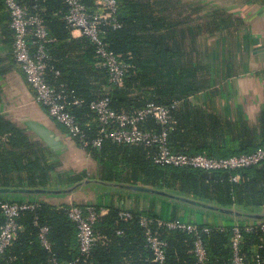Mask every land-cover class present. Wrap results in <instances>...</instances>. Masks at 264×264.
<instances>
[{
  "label": "trees",
  "instance_id": "obj_1",
  "mask_svg": "<svg viewBox=\"0 0 264 264\" xmlns=\"http://www.w3.org/2000/svg\"><path fill=\"white\" fill-rule=\"evenodd\" d=\"M83 1L91 9L95 7L94 0ZM118 1L122 25L119 28L108 27L107 37L112 49L133 64L122 85L112 84L107 70L94 64L95 47L87 37L71 36L63 18L66 6L62 0H43L42 3L53 38L49 44L50 63L61 72L56 76L50 71L48 77L58 88H65L86 101L72 105L71 110L87 132L85 150L99 163V175L88 178L167 189L201 201L243 209V213L264 211V160L238 170L208 171L158 165L153 161L155 147L119 144L108 138L103 140L101 147L91 144L98 133V122L89 101L109 95L115 109L133 111L150 101L170 104L191 92L206 89L210 86L211 71L202 60L203 53L197 50L201 34L207 32L223 37L244 24L242 18L211 4L182 5L179 0L171 5L159 0L155 2L157 4L153 0ZM157 5L161 8L158 9ZM10 21L4 0H0V25L8 41H12L13 36ZM206 107L185 100L182 107L174 111L169 127V145L173 150L227 157L264 146V110L253 123L248 118L231 119L218 110H212L210 103ZM149 123L157 130L162 128L153 118ZM75 140L83 146L80 138ZM52 157V152L45 149L44 143L25 125L9 114L0 113V187L50 186L58 166ZM237 174L239 179L234 180L233 176ZM86 176L85 173L59 174L62 185L75 183ZM0 198L18 200L23 197L0 194ZM39 200V207L22 213L19 222L24 229L0 255V264H53V257L60 262L80 257L76 264H196L192 233L168 229L154 221L152 227L167 241L166 259L159 263L154 260L140 216L146 214L155 220L161 215L152 209H132L133 217L125 220L119 214L122 206L109 201L92 204L98 211L95 230L100 238L90 256L85 258L79 249L76 226L65 210L59 208L51 197H40ZM67 204L63 202L62 205ZM193 209L197 211L195 223L206 242L208 264H231V227L236 222H264V219L222 216L220 225L225 229H220L217 221L206 223L201 218L202 214L212 212ZM173 218L185 220L187 216L176 211L165 217ZM4 221L0 215V227ZM40 225L50 227L51 249H46L41 243ZM206 225L211 226L209 232L202 231ZM242 251L248 264H264V229L257 227L245 232Z\"/></svg>",
  "mask_w": 264,
  "mask_h": 264
},
{
  "label": "built area",
  "instance_id": "obj_2",
  "mask_svg": "<svg viewBox=\"0 0 264 264\" xmlns=\"http://www.w3.org/2000/svg\"><path fill=\"white\" fill-rule=\"evenodd\" d=\"M66 6L64 20L72 34L79 33L87 37L95 47L94 59L97 66L107 70L109 81L114 85H122L133 64L121 58L111 47L107 37V28H119L122 22L119 19L120 2L118 0H94L95 7L91 9L83 0H62ZM10 13V26L13 31V56L26 81L35 94L36 100L46 107L48 114L62 124L70 137L80 138L85 149L87 132L80 123L76 114L71 110L72 105H81L85 99L73 95L65 88L54 85L48 73L52 71L56 76L61 75L60 70L54 69L50 63V47L53 41L50 36L45 16L43 14V0H4ZM64 85V84H62ZM180 100L170 104L148 102L144 107L133 110H117L111 105L109 95L97 97L89 101L90 109L95 113L98 122V133L90 142L94 147H101L103 140L108 138L119 144L145 145L155 147L154 163L162 166L191 167L208 171L238 170L264 160V146L257 147L249 153L231 155L227 157L210 156L205 153L190 154L175 151L169 145V127L173 122V113L180 105ZM153 118L162 128L160 130L150 126L149 119ZM234 180L239 175L233 176ZM39 199L7 200L0 198V215L5 218L0 227V255L9 248L24 226L19 222L22 213L28 209L39 207ZM65 210L77 229V240L80 252L89 257L99 240L95 230L98 219L97 208L92 204L85 206L70 202L67 205H58ZM122 219H131L133 211L123 209L120 211ZM141 225L149 247L154 254V260L164 263L166 259L167 241L154 230L152 223L168 229H178L194 235V253L196 264H208L209 254L206 242L203 239L198 224L195 221L180 218L165 219L158 217L154 220L142 214ZM37 222V218L35 220ZM225 229L223 225H217ZM257 227L264 229V222H236L231 227V264H248L242 251V242L245 232H251ZM50 227L40 225L39 237L46 249H51L52 243L48 237ZM210 225L203 227L202 231L209 232ZM80 257L60 262L55 257L53 264H76Z\"/></svg>",
  "mask_w": 264,
  "mask_h": 264
},
{
  "label": "crops",
  "instance_id": "obj_3",
  "mask_svg": "<svg viewBox=\"0 0 264 264\" xmlns=\"http://www.w3.org/2000/svg\"><path fill=\"white\" fill-rule=\"evenodd\" d=\"M153 1L157 4L155 2L158 0ZM158 2H168V5H171L176 4L177 0H159ZM179 3L182 5L211 4L242 18L244 24L227 35L222 34L225 35L223 37L221 34L207 32L201 34L197 50L203 53L202 60L211 71L210 86L179 99L181 102L177 109L182 107L185 100L201 107H206L210 103L212 110H218L231 119L248 118L256 123L260 112L264 110V0H179ZM157 6L158 9L161 8L160 5ZM71 36L82 37L79 33H71ZM94 64L97 65L95 59ZM0 113L9 114L15 121L25 125L44 143V148L52 152V161L58 166L48 187L65 186L60 183L62 182L60 173L64 175L85 173L86 177L99 175V163L70 137L66 128L53 119L46 107L36 100L23 71L14 59L12 41H8L1 25ZM30 123L40 125L49 131L56 147H52L37 135L31 129ZM51 198L57 204L74 201L94 204L109 201L128 210L152 209L162 218H167L177 211L179 215L187 216L185 220L197 219V211L190 206L176 205L160 197L141 193L119 191L105 193L99 189H92L81 190L71 196ZM201 218L206 223L217 221L219 225L223 220L222 216L213 213L202 214Z\"/></svg>",
  "mask_w": 264,
  "mask_h": 264
},
{
  "label": "water",
  "instance_id": "obj_4",
  "mask_svg": "<svg viewBox=\"0 0 264 264\" xmlns=\"http://www.w3.org/2000/svg\"><path fill=\"white\" fill-rule=\"evenodd\" d=\"M31 129L36 132L42 139H44L52 147H56L53 137L50 132L40 125L30 123ZM99 189L101 191H125L128 193H141L152 196H157L163 200L170 202H179L193 208L203 209L220 216H231L235 218L246 217L252 220L264 219V211H247L243 213V209L234 207L217 205L211 202L201 201L186 195H181L167 189L148 187L141 184H131L124 182L103 181L97 178H84L75 183L59 187H0V194L18 195L22 197H62L71 196L81 190Z\"/></svg>",
  "mask_w": 264,
  "mask_h": 264
}]
</instances>
